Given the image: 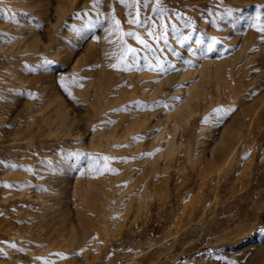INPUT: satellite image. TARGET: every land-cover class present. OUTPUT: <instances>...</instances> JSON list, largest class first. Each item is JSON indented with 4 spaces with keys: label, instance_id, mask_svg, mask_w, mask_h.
<instances>
[{
    "label": "rangeland",
    "instance_id": "rangeland-1",
    "mask_svg": "<svg viewBox=\"0 0 264 264\" xmlns=\"http://www.w3.org/2000/svg\"><path fill=\"white\" fill-rule=\"evenodd\" d=\"M62 1L0 0V264H264V0Z\"/></svg>",
    "mask_w": 264,
    "mask_h": 264
},
{
    "label": "bare ground",
    "instance_id": "bare-ground-1",
    "mask_svg": "<svg viewBox=\"0 0 264 264\" xmlns=\"http://www.w3.org/2000/svg\"><path fill=\"white\" fill-rule=\"evenodd\" d=\"M62 1V0H61ZM66 0H64V1H62V2H65ZM69 2H70V0L68 1V5H70L69 4ZM11 4V3H10ZM20 5H21V3H19ZM67 5H66V3H65V6L64 5H59V7H58V9H57V13L58 14H60L61 15V13H62V15L64 14V15H66V14H68V13H66V7ZM66 7V8H65ZM71 7V6H70ZM69 7V8H70ZM54 12H56L55 10H53ZM69 11V10H68ZM38 13V12H37ZM42 13V12H41ZM40 13V14H41ZM56 13V14H57ZM256 13V12H255ZM39 14V13H38ZM55 14V13H54ZM55 14V15H56ZM57 14V15H58ZM56 15V16H57ZM59 15V16H60ZM54 16V15H53ZM58 16V17H59ZM40 17V16H39ZM62 17V16H61ZM60 17V18H61ZM67 17V16H66ZM56 18V17H55ZM59 18V19H60ZM61 20V19H60ZM60 20H58V21H60ZM52 23V22H51ZM49 24H50V22H49ZM48 24V25H49ZM54 24V23H53ZM56 24H57V22H56ZM55 24V25H56ZM51 25V24H50ZM49 25V26H50ZM55 27V26H54ZM92 27V26H91ZM51 28V27H50ZM53 34V33H52ZM80 37V36H79ZM248 37H250V36H248ZM252 43H254V44H257V43H259V36H258V34L256 33V34H252ZM56 39V38H55ZM54 39V42L56 41ZM80 39V38H79ZM81 40V39H80ZM247 40H248V38L247 37H245L244 38V40H243V45L241 46L242 48L240 49V51L237 53V54H235V56L238 58V57H240V55H242L243 54V52L245 51V48H246V43H247ZM249 40V41H250ZM77 42H79V41H77ZM38 44V43H37ZM88 45H90V44H88ZM249 45V44H248ZM34 47L35 46H32V49L33 50H35L34 49ZM36 47H39L38 45H36ZM89 47H92L91 45L89 46ZM88 47V48H89ZM36 49H38V48H36ZM92 49V48H91ZM210 49V48H209ZM222 51L224 50V46H221V48H220ZM258 50H260V49H258ZM258 50H256V51H258ZM88 51H91V50H89L88 49ZM93 51V50H92ZM233 51V50H232ZM236 52V51H235ZM235 52H232V54H234ZM258 53V52H257ZM92 54V53H91ZM254 54H255V52H254ZM88 55H86V57H87ZM230 57V55H225V53H223L222 55H221V58L220 59H217V61L216 62H214V61H211V60H207L205 63H204V65H203V67L201 68V77L202 78H204V80H209V78H211L214 74L216 75V76H219V74H218V70L220 69V67L223 65V63L224 62H226L227 60H228V58ZM232 57V56H231ZM231 62L232 63H234L235 62V60H236V58L235 57H232L231 59ZM229 61V60H228ZM239 63H240V61H238ZM216 65L215 67V72L212 74L211 72H212V66L213 65ZM237 70H238V68H237ZM243 70V69H242ZM224 71V70H223ZM227 73V72H226ZM240 73H242L241 72V70H240ZM239 73V74H240ZM225 74V73H224ZM221 75V74H220ZM223 75V74H222ZM227 77H229V76H227ZM235 77H236V75H235ZM215 78V76L213 77V79ZM222 78V77H221ZM230 78V77H229ZM212 80V79H211ZM210 80V81H211ZM202 81H203V79H202ZM218 81V80H217ZM203 84V83H202ZM215 84H216V82H215ZM220 83H219V81H218V83H217V85H219ZM200 85V84H199ZM224 85V84H223ZM195 87H197V85H194V86H192L190 89H189V94H188V96L186 97L187 98V104H186V108H185V113L186 112H188V118L189 119H191V118H195V116L197 115V113L198 112H200L201 113V111L200 110H198V109H196V108H194L193 107V103L195 102L194 100L196 99V98H199V97H201V96H203V95H201V93L199 94V92H197V91H195L194 92V90H193V88H195ZM199 87V86H198ZM204 87H208V86H205V85H201V88L202 89H205ZM225 88V90H226V87H224ZM86 90V89H85ZM85 92V91H84ZM204 93V92H203ZM97 97V96H96ZM98 97H99V95H98ZM58 103H57V105H56V111H57V115H61V116H66V118H65V120H64V122H65V124H66V126H67V128L66 129H68V128H70V130H72V132H73V130H75V129H77V130H79V128H76L77 126H76V120L77 119H75V118H73V116H70V109L68 108V106L67 105H65L64 104V102L63 101H57ZM182 105H184V104H182ZM194 105H195V103H194ZM179 108V111H177V112H179L178 114H180L182 117L185 115V113H183V111H184V109H183V107L182 106H179L178 107ZM256 109V108H255ZM90 110V109H89ZM89 110H88V115H86L87 117L88 116H93L94 117V115H89ZM251 111H252V109H251ZM258 111V110H257ZM256 111V112H257ZM182 112V113H181ZM254 112V111H253ZM253 112H250V113H253ZM263 112V111H262ZM261 112V113H262ZM86 113V112H85ZM260 113V114H261ZM93 114V113H92ZM202 114V113H201ZM248 114H249V112H248ZM258 114V113H257ZM179 115V116H180ZM250 115V114H249ZM85 116V117H86ZM251 116V115H250ZM250 116H246L245 115V117H247L243 122H245V126H248V125H250L251 124V122H252V120H254V118H255V116H254V114L252 115L254 118H249ZM258 116V115H257ZM256 116V117H257ZM105 117H107V115L105 116ZM97 118H99V117H97ZM100 122H107V119L109 120V118L107 117V119H105V118H103V117H101L100 116ZM176 118H178V115H177V117ZM185 118V117H184ZM183 118V119H184ZM87 119V118H86ZM88 119H90V118H88ZM181 119V118H180ZM94 120H96V119H94ZM185 121H187V118L186 119H184ZM205 121H206V119H204ZM256 120V119H255ZM254 120V121H255ZM88 121V120H87ZM91 121L94 123V121H93V118H91L90 119V123H91ZM178 121H181V120H179L178 119ZM253 121V122H254ZM257 122V121H256ZM99 123V122H98ZM133 123L134 124H138L139 122H138V119L137 120H135L134 119V121H133ZM88 124H89V121H88ZM100 124V123H99ZM255 125H257V124H255ZM255 125H253V126H255ZM104 126V125H103ZM177 126V125H176ZM203 126V125H202ZM252 126V127H253ZM107 127V129H105L104 131H102L103 132V135L104 136H102V137H105V139L106 138H108L107 140H106V144H105V148L104 149H107V151H111L112 150V145L114 144V142L116 141L115 140V136L117 135L116 134V130H117V127H116V124H114L113 125V127H108V126H105V128ZM251 127V126H250ZM94 128V127H93ZM244 128V127H243ZM255 128V127H254ZM253 129V128H252ZM254 130V129H253ZM253 130L251 131V132H253ZM96 131H97V129L96 128H94V132H93V137L96 135ZM128 131H130V130H128ZM235 131V130H234ZM236 131H237V129H236ZM238 131H240V132H242L243 130H242V127L240 128V130H238ZM234 133H236V132H234ZM234 133H232V135L234 134ZM239 133V132H238ZM237 135H239L238 136V139L236 138V142H230L229 144H227L225 147H224V149H223V151L221 152V154L217 157V159H218V161L219 162H223V163H226V162H232V161H235L234 160V156H235V152H236V148H237V146H238V144H239V142L242 140V138H243V135L244 134H242V133H239V134H237ZM260 135V134H259ZM261 135H262V133H261ZM174 136V135H173ZM128 137V134L126 135V137L125 138H127ZM235 137H237V136H235ZM111 138V139H110ZM170 138V140H171V136L169 137ZM173 139V138H172ZM169 140V139H168ZM169 140V141H170ZM234 141V140H233ZM246 141H248V140H246ZM172 140L169 142L170 144H172ZM246 143H248V142H246ZM243 144H245V143H243ZM172 146H175V145H171V147ZM98 147H100V146H98ZM241 147H243V145L241 146ZM173 148V147H172ZM190 148V147H189ZM188 148V152L190 151V153H192V148H191V150ZM238 151V150H237ZM189 155H191V154H189ZM237 155V154H236ZM215 156H217V155H215ZM236 157V156H235ZM254 157H252V159H253ZM254 161V160H253ZM214 163V162H213ZM234 163V162H233ZM210 164H212V162H211V160H208L207 162H206V166H210ZM221 164V163H220ZM235 164V163H234ZM248 166V165H247ZM244 167H246V165L244 166ZM243 169V168H242ZM195 170H197V168L195 169ZM243 170H245V169H243ZM242 170V171H243ZM246 172H247V170H245ZM244 171V172H245ZM243 172V173H244ZM218 173V172H217ZM221 173V172H220ZM248 173V172H247ZM169 174V173H168ZM185 175V174H184ZM242 175V174H241ZM241 175H240V177H241ZM243 175H245V173L243 174ZM87 176V175H86ZM90 177V178H89ZM88 177V179H89V181H90V188H91V185L92 184H94V183H91V174H90V176ZM220 177V176H219ZM243 177V176H242ZM218 178V177H217ZM215 179L216 181L218 180V179ZM220 180V179H219ZM94 181H95V179H94ZM215 181V182H216ZM84 183H86V182H84ZM220 183V182H219ZM88 184V183H87ZM222 184V183H221ZM95 185V184H94ZM214 185H216V183L214 184V182H213V187H215ZM224 185V184H223ZM200 186H201V183H200ZM76 188H77V186H75ZM218 187H219V185L217 186V188L216 189H218ZM74 188V187H73ZM87 188V187H86ZM214 188V189H215ZM213 189V191L215 192V190ZM91 194V193H90ZM220 194V193H219ZM218 195V194H217ZM110 194L105 190V191H103V193H102V200L104 201V203L105 202H107L108 200H109V198H110ZM215 196V195H214ZM40 201H42V200H40ZM75 203H76V205H77V209H76V215L77 216H80L81 215V210H80V208H79V205H78V202L77 201H75ZM75 205V206H76ZM85 206H87V205H85ZM109 208V207H108ZM117 208V206H112L111 207V209L113 210V209H116ZM82 209V208H81ZM86 209V208H85ZM208 210V209H207ZM206 210V211H207ZM70 213V212H69ZM206 214H208V211H207V213ZM202 218H200V220H201ZM64 220V219H63ZM87 222V221H86ZM95 228V227H94ZM99 229V228H98ZM98 234V233H97ZM85 235V234H84ZM83 235V236H84ZM91 235V234H90ZM86 238V237H85ZM106 240V239H105ZM80 243V242H79ZM96 245V244H95ZM102 245V244H101ZM100 246V245H99ZM103 246V245H102ZM82 249V248H81ZM136 253L137 252H135L134 253V255H133V257L135 258L136 257ZM138 254V253H137ZM88 259H90L89 257H87ZM86 259V258H85ZM133 261H130L129 259H127V258H125V259H121L120 260V264H131Z\"/></svg>",
    "mask_w": 264,
    "mask_h": 264
}]
</instances>
